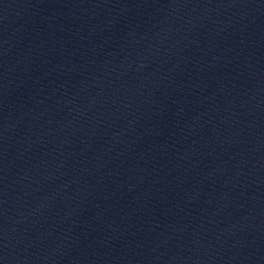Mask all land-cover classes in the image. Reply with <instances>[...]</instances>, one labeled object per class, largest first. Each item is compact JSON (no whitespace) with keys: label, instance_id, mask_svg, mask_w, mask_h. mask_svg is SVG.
<instances>
[{"label":"water","instance_id":"1","mask_svg":"<svg viewBox=\"0 0 264 264\" xmlns=\"http://www.w3.org/2000/svg\"><path fill=\"white\" fill-rule=\"evenodd\" d=\"M0 264H264V0H0Z\"/></svg>","mask_w":264,"mask_h":264}]
</instances>
